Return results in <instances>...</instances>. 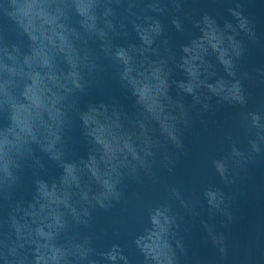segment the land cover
<instances>
[{"label":"water","instance_id":"95a60500","mask_svg":"<svg viewBox=\"0 0 264 264\" xmlns=\"http://www.w3.org/2000/svg\"><path fill=\"white\" fill-rule=\"evenodd\" d=\"M0 264H264V0H0Z\"/></svg>","mask_w":264,"mask_h":264}]
</instances>
